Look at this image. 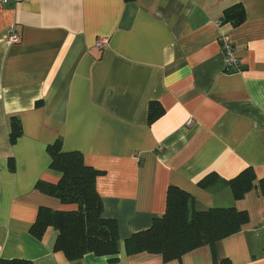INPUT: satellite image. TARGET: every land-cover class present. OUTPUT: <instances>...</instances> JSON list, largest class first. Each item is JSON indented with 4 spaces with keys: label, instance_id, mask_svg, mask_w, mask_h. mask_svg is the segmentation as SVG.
<instances>
[{
    "label": "crops",
    "instance_id": "1",
    "mask_svg": "<svg viewBox=\"0 0 264 264\" xmlns=\"http://www.w3.org/2000/svg\"><path fill=\"white\" fill-rule=\"evenodd\" d=\"M235 6L245 21L222 25ZM17 34L19 43H11ZM228 35L242 71H227ZM108 42L103 50L95 45ZM158 102L164 114L149 123ZM22 136L11 143L12 121ZM78 151L97 179L104 215L119 229L116 257L71 262L55 251L58 231L31 234L41 208L67 211L42 193L57 184L48 147ZM252 167L264 178V0H27L0 3V262L31 264H264V195L235 200L229 187L203 189ZM171 186L200 210L249 214L241 232L181 260L128 255L125 241L166 213Z\"/></svg>",
    "mask_w": 264,
    "mask_h": 264
},
{
    "label": "trees",
    "instance_id": "2",
    "mask_svg": "<svg viewBox=\"0 0 264 264\" xmlns=\"http://www.w3.org/2000/svg\"><path fill=\"white\" fill-rule=\"evenodd\" d=\"M131 2L133 0H125ZM245 21V10L235 6L227 10L222 25L234 27ZM164 114L158 102L149 108V123ZM22 136L18 120L12 121L11 143ZM52 158L51 170L58 172L61 179L57 184L39 182L37 188L44 194L61 201L63 205L75 206L67 211L41 208L31 234L42 239L46 230L53 227L58 231L55 251L63 252L71 262H78L88 254L113 257L117 261L119 251V229L113 219L104 215L102 198L97 190V179L104 174L86 164L81 152L63 151L61 141L48 147ZM217 185L229 187L235 200H242L251 190L259 186L264 195V178L258 179L250 167L231 180L217 174L204 178L199 186L210 189ZM249 214L236 208H212L200 210L195 198L178 187L171 186L167 193L166 213L156 219L150 229L137 232L125 241L128 255L142 253L161 255L165 262L181 260L185 255L202 247H214L217 242L234 236L249 223ZM0 264H31L25 260H2ZM214 264H233L225 259Z\"/></svg>",
    "mask_w": 264,
    "mask_h": 264
},
{
    "label": "built area",
    "instance_id": "3",
    "mask_svg": "<svg viewBox=\"0 0 264 264\" xmlns=\"http://www.w3.org/2000/svg\"><path fill=\"white\" fill-rule=\"evenodd\" d=\"M27 0H0V3L7 5L10 3H22ZM10 42L11 43H19L20 42V37L17 34H14L10 37ZM108 40L107 39H100L96 43L95 47L98 50H103L107 44ZM220 43L222 47V52L225 55V60H226V68L228 72L231 73H238L242 71L239 59L236 57V49L231 41L230 37L228 35H223L220 38ZM262 229L264 230V222L262 224Z\"/></svg>",
    "mask_w": 264,
    "mask_h": 264
}]
</instances>
